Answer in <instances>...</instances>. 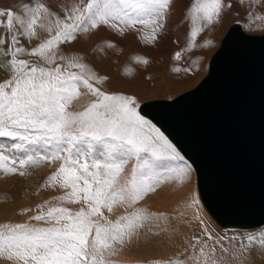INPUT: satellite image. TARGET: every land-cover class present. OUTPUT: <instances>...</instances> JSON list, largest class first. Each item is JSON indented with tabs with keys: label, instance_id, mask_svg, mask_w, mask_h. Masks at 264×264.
<instances>
[{
	"label": "snow or ice",
	"instance_id": "snow-or-ice-1",
	"mask_svg": "<svg viewBox=\"0 0 264 264\" xmlns=\"http://www.w3.org/2000/svg\"><path fill=\"white\" fill-rule=\"evenodd\" d=\"M244 2L237 0L241 5ZM173 6L174 0H78L70 7L62 6L61 15L42 2L29 0L23 5V15L0 9V69L8 77L0 81V138L20 141L11 149L25 153L14 158L5 154L8 150L0 151V170L23 176L42 160H59L60 167L48 178L47 186L69 190L57 197L59 201L83 205L77 211L52 206L30 217L49 227L0 225V257L18 264H112L105 254L116 255L117 245L123 247L138 235L148 216L137 209L113 221L103 210L111 213L115 205L132 207L167 181L183 183L191 165L161 129L142 115L140 98L106 90L102 86L109 80L107 75L93 70L80 53L61 47L102 28L121 36L132 30L145 43L154 44ZM232 7L229 0H191L185 14L191 23L187 46L176 51L173 59L181 61L193 48L210 45L211 41L199 44L198 36L222 23L224 10ZM44 19L47 23L41 22ZM38 29L47 33L46 38L40 39ZM21 38L40 42L27 49ZM113 47L104 41L97 50ZM134 59L149 63L143 57ZM131 71L126 69V74ZM173 71L191 69L174 67ZM82 96L91 98L83 110L69 111ZM132 161L130 175L121 182ZM192 203L199 204V200L194 198ZM204 234L213 239L207 228ZM247 239L254 242L257 237L249 234ZM259 244L264 245V239ZM220 247L219 257L215 246L207 253L201 247L200 257L189 256L187 261L177 257L164 264L193 260L195 264H233L225 255L227 249Z\"/></svg>",
	"mask_w": 264,
	"mask_h": 264
},
{
	"label": "rangeland",
	"instance_id": "rangeland-1",
	"mask_svg": "<svg viewBox=\"0 0 264 264\" xmlns=\"http://www.w3.org/2000/svg\"><path fill=\"white\" fill-rule=\"evenodd\" d=\"M37 2H42L53 11L63 15L61 7H70L78 0H37ZM229 2L233 4V7L224 10L222 23L209 26L197 38L199 44H206L207 41L212 43L204 47L193 48L190 52L185 53L181 61L174 60L173 56L176 51L187 46L191 23L185 19V14L191 0H174V6L165 29L154 44L145 43L140 33L132 30L121 36L111 29L102 28L95 34H81L80 36L85 39L84 41L78 38L69 47L68 45L61 47L80 53L89 66L99 70L101 75H109L110 80L106 81L107 86L110 87L111 84L118 82L120 83L119 87L129 89L130 94L137 95L141 102L149 99L173 98L193 88L207 73L210 57L218 48L222 36L231 24L239 23L242 30L250 34L264 32V19H256L257 16L264 17V3L257 4L254 0H245L242 5L237 3V0H229ZM27 3L29 0H0V9H13L23 15V5ZM41 22L47 23V20L44 19ZM37 31L40 39L46 38V32L40 29ZM104 41H110L115 47L105 48L104 51L97 50V45L103 44ZM39 42V40L29 41L21 38V43L25 48H32ZM137 56L148 59L149 63L147 65L138 63L134 59ZM174 67L190 68L191 71L177 73L173 71ZM126 69H131V74H126ZM3 73L7 75L0 69V75ZM2 80L4 78L0 76V81ZM72 107L70 108L73 110L69 108V111H75ZM81 110L79 109V111ZM18 142L20 141H13L11 138H0V145H3L0 151L8 150L5 151V154L14 158L23 157L24 152L11 149V145ZM177 151L179 150L177 149ZM31 154L36 155L35 152ZM41 154L43 153L41 152ZM180 154L183 155L181 152ZM185 160L191 165V169L185 176L183 183L176 180L167 181L157 187L154 192H149L132 207L115 205L111 213L103 210L105 216L113 221L119 216L137 209H142L148 216L145 227L139 230V234L123 247L117 245L119 251L116 255L109 256L106 253V260L111 261L112 264H156L157 261L164 264L169 259L177 257L187 261L189 257L187 251L192 245L188 244V241L191 238L193 244H203L199 248L204 247L205 253L209 251L210 247L215 246L216 257L221 255L220 246L222 244L223 248L227 249L225 255L233 261V264H239L240 254H248L254 243L257 244L254 250L256 255H260V249L264 250V245L259 244L260 238H264L261 235L264 234V224L252 228L221 227L210 217L199 197L195 169L186 158ZM134 163L135 161H132L126 166L124 173H122L121 182L130 175ZM60 164L61 161L59 160L55 162L42 160L38 165L27 168L23 176L0 170V225L26 223L34 227H49L51 224L31 220L30 217L41 211L46 212L52 206H65L73 211H77L83 206L82 204L59 201L57 197L64 195L69 190L62 189L58 185L55 187L47 186L48 178L56 172ZM185 198L199 200V204L205 210L203 214L200 212L201 218L199 220L203 221L201 224L210 223L220 234L213 235L211 226L199 225L192 229V235L188 233L186 236V234L180 233V239L175 238V235L178 237L179 231L175 225L174 214L176 213V217L180 218V211L176 210ZM205 228L215 240L207 238L204 234ZM249 234L255 235L256 241L250 242L247 239ZM228 236L229 240L226 241L225 246L224 241L228 239ZM220 237L224 239L220 240ZM196 238L199 239V242ZM217 240H219V245H217ZM205 242L206 244H204ZM198 254L196 253L195 257H200V252ZM0 264H18V262L0 257ZM188 264H195V261L188 262Z\"/></svg>",
	"mask_w": 264,
	"mask_h": 264
},
{
	"label": "water",
	"instance_id": "water-1",
	"mask_svg": "<svg viewBox=\"0 0 264 264\" xmlns=\"http://www.w3.org/2000/svg\"><path fill=\"white\" fill-rule=\"evenodd\" d=\"M141 108L192 163L219 226L264 224V32L231 24L193 88Z\"/></svg>",
	"mask_w": 264,
	"mask_h": 264
},
{
	"label": "bare ground",
	"instance_id": "bare-ground-1",
	"mask_svg": "<svg viewBox=\"0 0 264 264\" xmlns=\"http://www.w3.org/2000/svg\"><path fill=\"white\" fill-rule=\"evenodd\" d=\"M241 26V25H240ZM242 29V28H241ZM79 39L80 40H82V41H84L85 39L83 38V37H81V36H79ZM76 42V41H75ZM74 42V43H75ZM68 47H69V45H68ZM27 49H30V48H27ZM94 55V54H93ZM88 56V55H87ZM93 57V56H92ZM87 59V58H86ZM90 60V59H89ZM85 61V60H84ZM86 62V61H85ZM90 67H92V66H90ZM93 68V67H92ZM99 69V68H98ZM93 70H95L98 74H100L101 75V73H100V71L99 70H97V69H95V68H93ZM118 75V74H117ZM0 76H2L3 78H4V80L5 79H7L8 77H7V75H4V73L3 74H1ZM108 77H109V75H107ZM118 79V78H117ZM109 80H110V78H109ZM113 80V79H112ZM111 80V81H112ZM3 81V80H2ZM116 84H111V86L109 87V86H107V84H106V82H105V84L102 86L103 88H105L106 90H108V91H110V92H122V93H127V94H130L131 92H130V90L129 89H126L125 87H119L118 85H120V83H118V82H115ZM110 84V83H109ZM169 88V87H168ZM90 97H88V96H82L79 100H76V101H73V104L71 105V106H73L72 108H74V110L75 111H79V109L81 110V109H83L87 104H88V102L90 101ZM70 106V107H71ZM71 109V108H70ZM71 110H73V109H71ZM146 117V116H145ZM166 136V135H165ZM188 160V159H187ZM189 161V160H188ZM190 162V161H189ZM191 163V162H190ZM192 164V163H191ZM187 192V191H186ZM201 200V199H200ZM192 201L193 200H191V199H189V198H185V199H183L182 200V202L180 203V205L178 206V208H177V210L176 211H180V214H179V216H180V218L178 217H176L177 216V214L175 213L174 214V217H175V225H176V227H177V229H178V231H179V234H178V237H177V235H175V238L176 239H180L179 237H180V233L181 234H186V236H187V234L188 233H191V235H192V229H194L196 226H199V225H201V226H211V224L209 223V224H201V221L199 220L200 218H201V214H200V212L203 214L204 213V208H205V206H204V204L202 203V205H203V207L199 204H193L192 203ZM202 202V201H201ZM206 209V208H205ZM207 210V209H206ZM208 212V211H207ZM208 214H209V212H208ZM210 215V214H209ZM210 217L213 219V217L210 215ZM204 219V218H203ZM202 219V220H203ZM214 220V219H213ZM215 221V220H214ZM216 222V221H215ZM191 229V230H190ZM211 233H213V235H218V234H220V232L219 231H217L216 229H215V227H212L211 226ZM190 235V236H191ZM230 236H233V235H230ZM213 239H214V237H213ZM261 239V238H260ZM264 239V238H263ZM215 240V239H214ZM229 240V236H228V239H226L225 241H224V244H225V246H226V241H228ZM234 241V240H233ZM213 242V241H212ZM258 242V241H257ZM214 243V242H213ZM232 243V242H231ZM188 244H192L193 245V241H192V238L188 241ZM205 244V243H204ZM222 245V244H221ZM200 246H203V244H199V245H196V247L195 248H193L192 246L190 247V250L188 249V254L187 255H189V256H192V257H195V255H196V253L198 254L199 253V247ZM209 246V245H208ZM248 246V245H247ZM250 246V245H249ZM255 246H257V244H255L254 243V245L250 248V252H248V254H245V255H243V254H240L241 256H240V258H238V263L239 264H264V250H262V249H260V251H259V253H260V255H256V253L254 252V250H255ZM230 247V246H229ZM242 251H244V250H242ZM236 252V251H235ZM237 253V252H236ZM230 254H232V253H230ZM199 255V254H198ZM229 256V255H228ZM232 256V255H231ZM239 256V255H238ZM197 257V256H196Z\"/></svg>",
	"mask_w": 264,
	"mask_h": 264
}]
</instances>
